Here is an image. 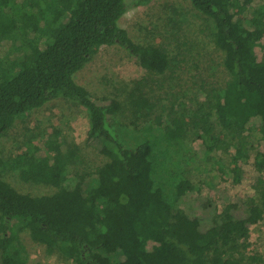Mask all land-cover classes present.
I'll list each match as a JSON object with an SVG mask.
<instances>
[{"label": "trees", "instance_id": "trees-1", "mask_svg": "<svg viewBox=\"0 0 264 264\" xmlns=\"http://www.w3.org/2000/svg\"><path fill=\"white\" fill-rule=\"evenodd\" d=\"M151 1L0 0V139L34 109L67 99L86 110L88 141L109 158L95 171L72 173L76 146L69 155L52 142L0 158V264H28L21 232L72 264H264L237 258L264 220V44L256 52L264 0H189L208 20L225 75L221 83L201 75L189 104L167 88L174 70L167 49L137 44L119 26L129 9ZM114 45L145 76L114 97H94L74 77ZM252 155L257 201L226 199L219 212L190 166L212 167L239 184ZM8 171L55 192L22 195L4 180Z\"/></svg>", "mask_w": 264, "mask_h": 264}, {"label": "rangeland", "instance_id": "rangeland-1", "mask_svg": "<svg viewBox=\"0 0 264 264\" xmlns=\"http://www.w3.org/2000/svg\"><path fill=\"white\" fill-rule=\"evenodd\" d=\"M119 26L137 44L162 45L167 49L174 69L168 74L172 81H169L167 88H172L169 92L179 98L177 102L189 104L188 99H193L197 94L201 75L207 79L206 82L221 83L225 80V75L217 66L222 55L215 50L209 38L208 20L192 8L189 0H152L148 5L129 9L120 19ZM173 27L175 31H172ZM171 31L173 36L169 33ZM263 44L264 38L256 46L258 56ZM144 76L145 71L137 65L136 60L114 45L102 47L74 79L92 96L101 98L116 96L126 83ZM88 129L86 110L73 101L58 99L34 109L25 119L15 122L9 134L0 139V158L8 160L30 154L32 149L52 142L60 144L62 151H69V155L75 152L76 146L77 158L69 166L72 173L95 171L109 158L101 153L97 143L88 141ZM187 145L196 151L198 142L190 138ZM252 162L253 155L249 164L242 165L239 184H234L230 177L212 167L199 166L201 163L190 166L192 180L200 185L203 196L215 199L219 212L226 206V199L233 204L241 200L256 202L257 197L252 190L255 177ZM3 178L22 195L41 196L55 192L50 187L23 183L9 171ZM19 239L27 253L28 264H72L57 251L48 253L46 247L34 243L27 232L19 233ZM154 246V242L148 241L145 247L151 251ZM223 251L225 249L222 247ZM238 251L237 258L258 256L264 260V220L251 227L249 239L240 243Z\"/></svg>", "mask_w": 264, "mask_h": 264}]
</instances>
